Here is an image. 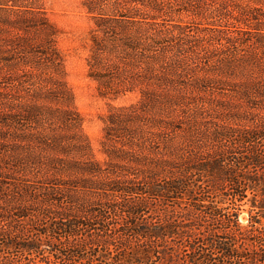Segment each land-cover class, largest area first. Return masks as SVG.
Returning a JSON list of instances; mask_svg holds the SVG:
<instances>
[{
  "label": "trees",
  "instance_id": "1",
  "mask_svg": "<svg viewBox=\"0 0 264 264\" xmlns=\"http://www.w3.org/2000/svg\"><path fill=\"white\" fill-rule=\"evenodd\" d=\"M81 5L87 77L137 101L98 161L45 0H0V264H264V0Z\"/></svg>",
  "mask_w": 264,
  "mask_h": 264
},
{
  "label": "rangeland",
  "instance_id": "2",
  "mask_svg": "<svg viewBox=\"0 0 264 264\" xmlns=\"http://www.w3.org/2000/svg\"><path fill=\"white\" fill-rule=\"evenodd\" d=\"M47 16L58 32L57 46L62 53L67 71V81L73 91L75 107L83 116V129L93 146L95 158L106 160L101 147L104 116L109 104L130 105L137 101L130 95L117 101L100 97L95 82L87 77V57L90 49L91 18L81 5V0H45ZM249 207L241 211L239 220L243 225L249 222Z\"/></svg>",
  "mask_w": 264,
  "mask_h": 264
}]
</instances>
